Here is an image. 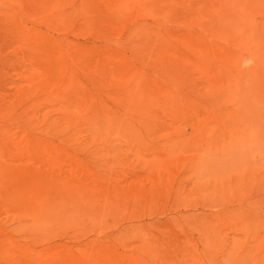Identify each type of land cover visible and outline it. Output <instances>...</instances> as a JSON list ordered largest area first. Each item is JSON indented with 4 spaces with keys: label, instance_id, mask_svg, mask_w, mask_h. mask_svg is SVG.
Segmentation results:
<instances>
[{
    "label": "rangeland",
    "instance_id": "obj_1",
    "mask_svg": "<svg viewBox=\"0 0 264 264\" xmlns=\"http://www.w3.org/2000/svg\"><path fill=\"white\" fill-rule=\"evenodd\" d=\"M253 236L264 0H0V264H234Z\"/></svg>",
    "mask_w": 264,
    "mask_h": 264
},
{
    "label": "bare ground",
    "instance_id": "obj_2",
    "mask_svg": "<svg viewBox=\"0 0 264 264\" xmlns=\"http://www.w3.org/2000/svg\"><path fill=\"white\" fill-rule=\"evenodd\" d=\"M213 229H214V226H212L211 227V229L209 228L208 229V233H212V231H213ZM260 232V231H259ZM200 234V233H199ZM214 234H215V232H214ZM214 234H212V235H214ZM253 235H255V234H253ZM259 235H260V233H259ZM259 235H257L258 236V238H260L259 237ZM256 236V235H255ZM255 236H253L252 238L253 239H256V237ZM203 237V236H202ZM251 238V237H250ZM257 238V239H258ZM202 239V238H201ZM203 239H204V237H203ZM256 239V240H257ZM256 240H254V241H256ZM208 243H210V242H208ZM250 241L248 240L247 242H245V243H243V245H238L239 247H237V244L236 243H234L235 244V246H233V248L232 249H236V247L240 250H237L238 252H240L244 257H245V259L243 260V261H241L240 260V258H237L238 259V261H237V259L235 258V260H234V264H264V240L262 241L261 239H259V240H257V243H255L254 245H250ZM241 246V247H240ZM246 250H249V252L248 251H246ZM235 250H233V253H235L234 252ZM245 252H248V253H245ZM230 255H231V253H230ZM236 255H238V254H236ZM232 256V255H231ZM179 257V256H178ZM177 257V258H178ZM228 257V256H227ZM240 257V256H239ZM229 258H230V256H229ZM179 259H181V258H178V260ZM232 260H233V258H232ZM210 263V262H209ZM233 264V263H232Z\"/></svg>",
    "mask_w": 264,
    "mask_h": 264
}]
</instances>
